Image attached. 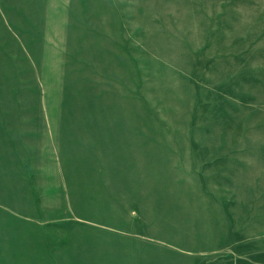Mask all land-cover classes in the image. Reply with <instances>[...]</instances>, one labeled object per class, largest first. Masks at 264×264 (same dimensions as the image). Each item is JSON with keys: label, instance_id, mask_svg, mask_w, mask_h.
<instances>
[{"label": "rangeland", "instance_id": "rangeland-1", "mask_svg": "<svg viewBox=\"0 0 264 264\" xmlns=\"http://www.w3.org/2000/svg\"><path fill=\"white\" fill-rule=\"evenodd\" d=\"M0 264H264V0H0Z\"/></svg>", "mask_w": 264, "mask_h": 264}]
</instances>
